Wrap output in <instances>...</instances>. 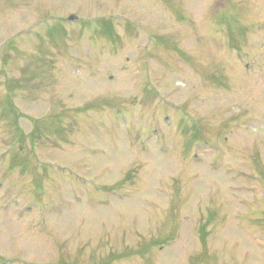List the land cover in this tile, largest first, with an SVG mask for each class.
Here are the masks:
<instances>
[{
    "label": "rangeland",
    "instance_id": "rangeland-1",
    "mask_svg": "<svg viewBox=\"0 0 264 264\" xmlns=\"http://www.w3.org/2000/svg\"><path fill=\"white\" fill-rule=\"evenodd\" d=\"M0 264H264V0H0Z\"/></svg>",
    "mask_w": 264,
    "mask_h": 264
},
{
    "label": "water",
    "instance_id": "water-1",
    "mask_svg": "<svg viewBox=\"0 0 264 264\" xmlns=\"http://www.w3.org/2000/svg\"><path fill=\"white\" fill-rule=\"evenodd\" d=\"M74 18V16H69V19H73Z\"/></svg>",
    "mask_w": 264,
    "mask_h": 264
}]
</instances>
